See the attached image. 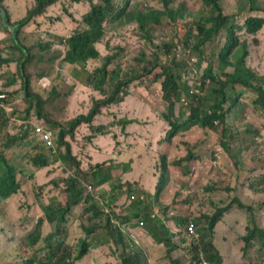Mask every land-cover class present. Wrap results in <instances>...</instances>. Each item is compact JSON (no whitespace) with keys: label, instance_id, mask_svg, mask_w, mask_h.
Returning a JSON list of instances; mask_svg holds the SVG:
<instances>
[{"label":"trees","instance_id":"16d2710c","mask_svg":"<svg viewBox=\"0 0 264 264\" xmlns=\"http://www.w3.org/2000/svg\"><path fill=\"white\" fill-rule=\"evenodd\" d=\"M2 1L0 0L2 18L8 25L15 26V30L11 36V32L4 28V20L2 21L0 15L1 26L9 35L12 44V48H5L0 43V222L4 218L3 205L20 190V183L15 179L17 171L9 165V152L18 141L35 134L34 130L23 131V126L16 120L17 117L34 118L40 129L52 131L57 147L53 162H58L59 167L63 169V175L50 183L59 190H53V197L50 196L47 185L35 188L34 202L41 216L38 217L32 233L17 238L19 241L14 245L1 248L0 264H82L86 260L87 264H90L92 254L94 260L97 259L95 249L104 247L116 258L115 264H144V253L135 239L129 244L132 233L125 237L123 226L128 231L142 227L146 235L156 243L170 246L171 249L167 248L161 257L168 259L170 264H183L180 261L183 257H188L186 264H198L199 249L205 253V259L210 263L223 264L220 249L214 242V226L221 219L223 212L230 208H246L247 219L254 224L256 219L264 216V203L251 207L236 197L231 204H220L221 207L215 206L210 212L195 211L187 216L174 206L179 207L177 199L180 204L186 202L183 192L188 191L191 184L203 186L211 192L218 188L214 178L223 179L231 173L227 170L232 163L230 158L233 159L229 146L233 141L230 137L231 130L241 133V129L246 128V125L240 123L241 116L253 114L264 117V72L260 73L248 61L251 49H257L264 43L260 38L264 28V8L255 5L256 0H233L224 13L221 0H201L204 5L210 6L211 12L197 10L195 13L200 17L197 20L190 18V13L186 12V0H180L178 3L172 2L173 0H148L150 4H146L147 7L142 8L139 5L136 11H128V0H32L25 16L11 22L7 7L1 4ZM78 2L87 3L89 7L82 16L74 18L69 9ZM190 3L194 1L190 0ZM50 8H54L55 12L61 11V15L57 17L51 14L50 20H59L62 15H68L74 22L72 28L64 26L65 31L61 32L41 27V22H37L35 24L40 26L37 36H32L25 30L31 20L45 16ZM163 15L171 21L183 20L184 23L177 27L171 25L172 34H168L162 41H159V38L155 41V36L146 22L159 23ZM223 28L226 29V43L216 60V66H213L217 73L215 76L210 66L205 79L185 72H176V69L183 67L182 61L187 51L204 52L205 42L211 40ZM196 29L198 33L193 34L192 31ZM242 30L249 34V43L246 39L239 40L236 36V33ZM100 48H105V52ZM132 48L145 51V58L133 54ZM8 51H15L18 57L15 60L3 58L1 54ZM10 63L15 64V70L12 72ZM63 65L70 66L71 75L87 86L76 100V86L73 81L65 78L62 83L55 70ZM44 78L51 80L47 96H42L35 84ZM130 83L143 91V97L148 102H155L151 84L159 86L162 99L167 104V113H162L158 122L166 123L169 129L158 152L161 158L159 173L156 170L154 192L147 194L146 201H143L139 199V194L142 193L139 189L137 198L130 201L129 196L135 193L136 189H133L132 183L120 185L118 180L112 185V196L109 197L108 203L117 202L122 196L126 198L118 205L119 210L109 209L105 213L92 203L95 197L100 196V185L109 180L111 168L106 173L101 172L100 165L93 167L89 164L91 167L84 169L81 160L84 146L76 136L89 127L92 133L86 140L90 141L108 134L113 137L112 132L116 126H119V131L123 133L128 124H146L143 108L140 111L142 120L133 117L137 111L134 102H138V106L142 107L143 99L142 96L125 91ZM91 91H97L100 96L91 100ZM207 94L210 97L209 112H201L193 103ZM12 96H18L16 104L22 105V110H6L5 101ZM177 101H180L181 107L175 118ZM112 104L111 113L108 110ZM123 104H126L128 115L117 119V113H120L117 111ZM188 108L189 113H185ZM227 111L232 114V119L228 122ZM109 118L111 121L101 123ZM249 118L260 130H264V123H259L252 116ZM94 119L98 125L92 127ZM175 119L179 124L174 122ZM183 119V122H179ZM194 127L221 134L218 145L215 146L220 148L222 155L218 158L211 153L209 156V159L216 162L213 171L217 175L212 176V173H209L207 178L193 177L198 162L207 154L206 150L199 153L190 150L194 142L187 141V138L191 136ZM180 131L182 133L177 138L179 141L173 142ZM260 134L264 141V131ZM71 142L75 143L74 148ZM179 148H184L185 152L179 151ZM246 149L247 146L242 149V153H245ZM149 150L150 147H145V156ZM29 161L36 168H43L52 163L37 154ZM211 179L213 183L210 182ZM168 188L174 189L171 193L173 200L164 205L161 195ZM192 202L194 204L195 199ZM156 204L160 205L158 209H161L164 219L169 221L177 218L182 227L190 220L198 225L195 227L194 236H185L184 246L172 245V235L168 233V229L154 222L155 218L151 214ZM77 206L81 209L75 216L73 209ZM81 214L89 215L86 222L81 218ZM74 216L72 221L79 220V225L74 228L73 233L76 235L68 239L66 225ZM45 220L53 230L42 237L41 229ZM224 226L223 245L226 241L237 245L240 264H264V260L255 261L256 253L260 251L264 255L263 227L257 224L253 228L240 225L243 232L234 234L230 239ZM0 228L2 229L1 225ZM17 233L20 234L18 231ZM207 238L209 241H206ZM176 247L184 251L185 255L181 259L171 255L172 249ZM9 256L11 261L7 259Z\"/></svg>","mask_w":264,"mask_h":264},{"label":"rangeland","instance_id":"374dc122","mask_svg":"<svg viewBox=\"0 0 264 264\" xmlns=\"http://www.w3.org/2000/svg\"><path fill=\"white\" fill-rule=\"evenodd\" d=\"M131 1L130 3V9L133 11H136V8L141 5L142 8L147 7L145 4H150V1L148 0H128ZM180 0H173L172 2L178 3ZM188 3V9L186 10L187 13L196 12L197 10H204L207 11V8H204L200 5V3L197 0H193L194 3H190V0H186ZM238 1V0H235ZM229 1L225 0V3L227 4ZM3 6L7 7V12L9 15V19L11 22H14L16 20H19L20 18L24 17L27 13V9L31 6L32 0H3L2 3ZM26 4L28 7H26ZM171 5V4H170ZM255 5L264 8V0H256ZM89 5L87 3H77L70 7L69 11L72 13L74 18H79L84 14ZM1 14V13H0ZM54 15V17H57L58 15H61V11H56L54 8H50L45 16L39 17L36 20H31L27 26L25 27V30L32 34V36H37L40 26L38 27L35 23L41 22V27H49L53 28L55 30H59L61 32L65 31V28H72L73 21L70 19L68 15H62V17L59 20L52 19L50 20V15ZM2 19V18H1ZM3 21V20H2ZM180 24L172 25L173 27H177ZM3 26L7 30L11 32V36H13V31L9 28H7L3 21ZM171 24L167 21L165 17L161 18L160 24H153L149 23L150 30L155 36V41H158L159 36L166 37L168 34H172L173 28ZM261 41L264 42V28L262 29L260 33ZM39 40V39H38ZM36 41V40H35ZM129 41V39H128ZM224 37L223 33L219 34L214 38V40L211 43L207 44L206 47V60L209 61L214 67L216 66V60H217V53L218 50L223 45ZM0 43L4 45L5 48H12V44L9 39V35L4 31V29L1 26L0 23ZM264 46V45H263ZM101 51L104 53L105 48H100ZM261 48L257 49H251V54L249 56V59H251L250 63L255 66L260 73L264 72V53L261 52ZM1 56L5 59H11L15 60L18 57V54L15 51L11 52H3ZM15 67L12 66L10 68V71H14ZM57 70L58 74L60 75V78L62 80V83L65 78L70 79L73 81V84L76 86L75 94H74V100H76L79 95L86 89V86L84 83L80 82L77 83L72 78V69L70 66L63 65L59 66V69ZM10 71L8 73V76L10 74ZM71 75V76H70ZM4 76V74H3ZM5 77V76H4ZM84 79V77H83ZM51 83V80L49 78H44L42 81H40L37 84V89L41 93L42 96H47L50 92L48 89L49 85ZM60 83V86L62 85ZM128 92L131 91V88L127 89ZM152 95L155 97L158 103H162V101L159 100V90L157 86L151 87ZM100 95H98L97 91H91V100H96ZM18 100V96H12L6 99V105L9 112L18 110L21 108V105H17L16 101ZM155 103V102H153ZM151 103V105H154ZM135 105L138 106V102H134ZM154 111L152 114L144 115V117L147 120V123L144 125V127H135L131 124H128L125 126L123 133L119 131V126H116L113 129V137L112 134H108L105 136H98V138L86 140V137L91 136V130L86 128L82 131V133L77 134L76 139L84 146V151L82 154V162L84 169L92 165L95 167L96 165H100L102 167V173L109 171V180L105 182L104 184L100 185V196H97L94 198V202L92 203L93 206H95L97 209L104 210L105 213L109 209L119 210L118 205H121V202L125 196H122L119 198V201L108 203L109 197L112 196V185H115L117 181L119 180V184L122 185L124 183H132L133 189L141 188L142 193L139 194L140 198L143 201H146L145 197L149 193H153L156 185V173H159V166H160V158L158 152L161 148V143L163 139L165 138L168 126L166 123H160L158 122V118L162 113H167V108L160 107L154 105ZM181 107L180 101H178V108L177 111L174 112V114L177 116L179 110ZM143 108V112L146 109L145 105L138 106L137 111L140 114L138 118L141 117L140 111ZM150 109V108H148ZM189 108L186 109L184 112L189 113ZM112 113L113 107L108 110ZM250 111V109H249ZM117 112V119H120L121 117H126L128 115V110H126V104H123ZM17 115V114H16ZM249 116H252L257 120L259 123H264V117L263 116H255L253 114H250ZM143 119V118H142ZM232 119V118H231ZM229 119L228 121H230ZM185 119L179 122H183ZM108 121H111V118H109L105 122L101 123H107ZM174 122H177L174 120ZM93 126L95 127L98 125V122L94 119L93 120ZM178 123V122H177ZM240 123L247 125L246 129H241V133L236 132L235 130H231L230 137L233 139L232 143L229 145L232 151L233 159H236L240 167H242L243 173L239 177H232V175H228L226 178H214V181L218 183L217 187L213 192L206 191L203 186H195V184H191L188 191L183 192L185 194V200L186 202L180 204V200L177 199L176 202L179 204V207L175 205L176 210H180L185 216L191 214L192 212L199 211V212H210L212 211L215 206L220 204H231L235 201V198L238 197L239 199L243 200L245 204L248 206L253 207L252 200L255 199L258 201L259 199V193H258V185L259 182L256 181L254 176L250 173L249 170H246L247 168L250 169L252 167L258 166L260 164L264 165V141L263 136L260 134V132L264 130L258 129L254 124H252L246 116H241ZM179 124V123H178ZM221 134L220 132H215L211 130L202 131L197 127H194L191 131V136L187 138V141L194 142L192 147L190 148L191 151H195V153H199L201 151L207 152L205 156L202 157V160L198 162L196 172L193 175L195 176H201L204 178L208 177L209 173H212L213 175H217L213 171V166L216 164L215 161L209 159V156L211 153H213L216 157L219 158V156L222 155V152L219 147L215 146L218 145V140H220ZM259 139H255V138ZM38 136H31L27 140V142H24L21 146H25V148L28 147V144L37 143ZM52 140L54 141V138L52 137ZM202 142H200V141ZM30 141V142H29ZM52 141V142H53ZM71 141V140H70ZM176 142L179 141V139H175ZM73 148L75 146L74 142H71ZM185 144V143H184ZM150 147V150L145 156V147ZM247 146V149L245 153H242V149ZM57 150V147L55 143L53 142L51 146H42L33 149L30 153V155L23 159V160H16L14 156H18L20 154L17 150H12L9 152L10 160H8L10 163V166H13L16 171L18 172L16 175L21 179V186L20 190L17 194H15L9 201L6 203L2 210L4 214V218L1 220L0 225L2 227L0 234V254L2 253L1 248L2 247H9L10 245L16 244L19 239L25 236H28L30 233L33 232L35 228L36 221L38 217L41 216V212L36 206L35 200V193L34 190L37 187H43L47 185V190L51 197L55 196V192L53 190L59 191L55 188L54 185L50 184L53 179L59 178L63 175V169L59 167L58 162H53L55 152ZM183 150L185 152L184 148L178 149ZM35 153H40L39 156L41 158H46L48 161H52V163L46 167L43 168H36L34 166H31L28 162V159L30 156L34 155ZM182 153V152H181ZM179 153V154H181ZM51 155V156H50ZM52 157V158H51ZM233 159L230 158L231 166L228 168L230 171L233 170V166L235 167V164L233 162ZM215 160V159H214ZM90 164V165H89ZM91 167V166H90ZM226 169L227 167L224 166ZM264 168V166H261ZM236 168V167H235ZM227 169V170H228ZM157 170V172H156ZM228 170V171H229ZM229 171V172H230ZM233 173V172H232ZM169 182L170 181V178ZM213 180L211 179L210 182ZM234 186L237 188L235 189ZM88 187V186H87ZM221 189V190H220ZM230 189H233L230 190ZM174 189L168 188V190H165L162 195L161 199H163L162 204L167 205L171 203L173 200V196L171 193H173ZM195 193V195H194ZM45 196V190L44 195ZM138 196L137 193H133L129 196L130 201H134L133 199H136ZM195 199V202L193 204V200ZM223 200V201H221ZM220 201V202H219ZM215 204V205H210ZM160 207L159 204L154 205L153 214H159V219H154V222H158L160 226H163L165 228L166 226L173 227L176 222H168L163 218V213H161V209H158ZM80 207H74L73 214L76 216L80 213ZM159 210V212H158ZM233 211H240V212H247L246 208L243 207H237L232 208ZM201 214V213H200ZM70 218L69 223L66 225V230L69 232L68 239L72 236H75L76 234L73 233L76 228L79 225V220L72 221ZM89 215L81 214V218L86 222ZM177 217V215H176ZM69 218V217H68ZM177 219V218H174ZM264 219V217H263ZM262 218L256 219V222L251 225L250 228H253L255 224H257L259 227L264 226V221ZM179 223V221H178ZM241 219H235V218H229L226 219L225 223V229L227 230V233L230 235V239L234 236V234L238 232H243L240 229ZM182 225V224H181ZM195 227H198L197 224H194ZM73 226V227H72ZM123 232L125 233V237H128L129 235L132 236L128 240L129 244H131L132 239H135V241L139 244L140 249L144 253L145 257H147L148 261L150 263L155 261V257H158L161 255V253H164L167 248L171 249L170 246H165L164 244H158L155 245L152 243V241L148 238L144 241L143 235L140 233L141 231H144V228L137 227L133 230H127L126 227L123 226ZM53 227L47 223L44 222L42 225V237H45L50 232H52ZM17 231L20 233L18 235ZM169 234H176V229L173 227L168 232ZM225 233L223 232V220L222 223L219 224L218 230L216 233V242L215 245L219 247L220 253L222 256V262L224 261L226 257V261L228 264H239L236 263V256L235 252H238V247L234 243L230 241H226L223 245V235ZM145 238V237H144ZM172 242H170L172 245L183 244V236L180 234L179 238L176 235H173ZM178 239V240H177ZM180 239V240H179ZM206 241H209V238H207ZM224 247V249H223ZM229 249V250H228ZM96 254L97 259L96 261L93 258V254L90 257V264H115L116 258L108 251L106 247L104 248H96ZM182 249L174 248L172 249V254L179 255L182 253ZM184 255V252L182 254V257ZM8 261H11L10 256L7 257ZM6 259V260H7ZM188 257H183L182 260H180L183 264H186ZM264 260V255L259 253H256L255 255V261L262 262ZM88 260L84 261L82 264H87ZM6 264V263H4Z\"/></svg>","mask_w":264,"mask_h":264},{"label":"clouds","instance_id":"9594fccd","mask_svg":"<svg viewBox=\"0 0 264 264\" xmlns=\"http://www.w3.org/2000/svg\"><path fill=\"white\" fill-rule=\"evenodd\" d=\"M94 1H98V0H94ZM229 2L226 4L225 3V0H221V5H222V8H223V12L224 13H226L227 12V8H228V6L230 5V3L233 1V0H228ZM187 2V1H186ZM78 3H80V2H78ZM130 3H131V1H129V5H128V11H130L131 9L129 8L131 5H130ZM199 3H200V5L202 6V7H204V8H207L208 10V12H211V9H210V6H206V5H204L203 3H202V1L200 0L199 1ZM75 4H77V3H75ZM89 4H90V2H89ZM144 5H146L145 3H144ZM189 6V5H188ZM7 11V10H6ZM173 12H176V10H172ZM1 15V14H0ZM162 17H165L166 19H167V21L171 24V25H177V24H183L184 23V21L183 20H180V21H178V22H176V21H171L166 15H163ZM161 17V18H162ZM1 18H2V15H1ZM161 18H160V21H161ZM190 18H195V19H197V20H199V16L193 11V12H191L190 13ZM2 20H3V18H2ZM149 23L150 22H146V24L148 25V27H149ZM151 23H153V22H151ZM153 24H160V22L159 23H153ZM150 28V27H149ZM152 32V31H151ZM192 33L193 34H197L198 33V30L196 29V30H193L192 31ZM221 33H223V37H224V41H223V45L221 46V48L218 50V53H217V58H219L220 57V52L222 51V48L224 47V45H225V43H226V29L225 28H223V29H221L217 34H215L213 37H212V39L211 40H209V41H206L205 42V51L204 52H199L198 50H193V51H191V52H188L187 51V54L185 55V57H184V59H183V61H182V63H183V67L182 68H179V69H176V72L177 73H179V74H182L183 72H185V73H187V74H189V75H195V76H200V77H202V78H204L205 79V75H206V72H207V69H208V67L210 66L211 68H212V71H213V75L215 76L217 73H216V71L214 70V68H213V65L209 62V61H207L206 60V54H207V51H206V47H207V44L208 43H211L213 40H214V38L216 37V36H218L219 34H221ZM236 36L238 37V39L239 40H243V39H246L247 40V42L249 43V34H247V33H245L244 32V30H242V31H238L237 33H236ZM166 37L164 36V37H162V36H159V41H162V40H164ZM14 40H15V38H14ZM13 40V41H14ZM264 43L259 47V48H261L262 50H261V52H263L264 53ZM131 52L133 53V54H135V55H138L140 58H142V59H144L145 58V56H146V53H145V51H142V50H139V49H137V48H132L131 49ZM227 57L228 58H230V56L229 55H227ZM248 61L250 62L251 61V59H249V57H248ZM253 65V64H252ZM10 66H11V68H12V66H14L15 67V64L14 63H10ZM72 78L74 79V81L75 82H77V83H80L79 81H77L76 80V78L75 77H73V75H72ZM86 86V85H85ZM152 86H157L158 87V90H159V93H160V95H159V100L160 101H162V103H158L157 102V100L155 99V97H154V99H155V103H153V102H148L144 97H143V91L140 89V88H138L137 86H135L133 83H130V84H128V86H127V88H125V91H127V93H131V94H135V95H137V96H142V101H141V104L142 105H145V107H146V109L144 110V112H145V115H148V114H152L153 113V111H154V105L155 106H159V108L160 107H166L167 108V104L165 103V101L162 99V91L160 90V88H159V86L158 85H155V84H151V87ZM87 87V86H86ZM193 87V86H192ZM128 88H131V91L130 92H128ZM103 96V98H104V95H102ZM208 97H209V94H207L203 99H201V100H198L197 102H195V103H193L197 108H199V110L202 112V111H207V112H209L208 111V107L210 106V102H209V100H208ZM209 99H210V97H209ZM151 103H153L154 105H151ZM110 107H113V104L112 105H110ZM22 108H23V106L21 105V108L19 109V110H22ZM136 108H138V106H136ZM148 108H150V109H148ZM177 108H178V101L177 102H175V111H177ZM6 110L9 112V110L7 109V107H6ZM227 113V115H226V121L228 122V120L229 119H231L232 118V114L229 112V111H227L226 112ZM140 114L138 113V111H136L134 114H133V117H135V118H137L138 120H142V118H138V116H139ZM244 116H246V118H248V120L251 122V120H250V118H249V115H244ZM141 117H142V114H141ZM175 118H176V115H175ZM16 120L23 126V131L24 130H34L35 131V134L33 135V136H38V140L36 141L37 143H35V144H32V143H30V144H28V147L27 148H25V146H21L24 142H27V140L29 139V137H31V136H29V137H27V138H25V139H23V140H21V141H18L16 144H15V146L12 148V150H17V151H19L20 152V154L18 155V156H14V158L16 159V160H23V159H25V158H27L29 155H30V153H31V151L33 150V149H35V148H37V147H39L40 145H44V146H47V147H49V146H51L52 145V143L54 142L55 143V138H54V135H53V133H52V131H50V130H44V129H40L41 127L39 126V124L36 122V120L34 119V118H29V119H22L21 117H17L16 118ZM176 120V119H175ZM177 121V120H176ZM252 123V122H251ZM253 124V123H252ZM133 126H135V127H144V125L145 124H137V123H134V124H132ZM256 126V125H255ZM246 127H247V125H246ZM257 127V126H256ZM258 128V127H257ZM76 129H78V127L76 128ZM246 129V128H245ZM259 129V128H258ZM206 130H208V129H203L202 131H206ZM263 132V131H262ZM182 133V131H180L178 134H177V136L173 139V142L175 141V139L176 138H178L179 136H180V134ZM44 134H48L49 135V143L47 142V140H44L43 139V135ZM52 137L54 138V141L52 140ZM166 137V136H165ZM164 140V139H163ZM53 141V142H52ZM30 142V141H29ZM172 142V143H173ZM11 150V151H12ZM39 155L40 153H35L34 155H32V156H30L29 157V159H28V162H29V164H30V158L31 157H34L35 155ZM45 158V157H44ZM233 162H234V164H235V167L233 166V170L232 171H230L229 169V171L231 172L230 174H229V176L230 175H232V177H239V176H241L242 175V173H243V168L242 167H240V164H239V162L236 160V159H233ZM31 165V164H30ZM232 165H233V163H232ZM32 166V165H31ZM261 166H264L263 164H260V165H258V166H255V167H252V168H250V169H246V170H249L250 171V173L254 176V178L256 179V181L257 182H259V185H258V193H259V199H258V201L257 200H255V199H251L252 200V204H253V207L254 206H256V204L257 203H264V168L263 167H261ZM233 172V173H232ZM18 172H16V174H17ZM15 179L20 183V186H21V179L17 176V175H15ZM211 188H214V187H212L211 186ZM234 188L235 189H237L235 186H234ZM139 189H141V188H136V190H135V193H137V194H139ZM230 190H232L233 191V189H230ZM141 191H142V189H141ZM207 191V190H206ZM238 198V197H237ZM139 199L140 200H142L140 197H139ZM239 199V198H238ZM243 204H245L244 203V201L243 200H241V199H239ZM6 204V203H5ZM4 204V205H5ZM3 205V206H4ZM245 205H247V204H245ZM218 207H221L220 205H217V207L216 208H218ZM232 208H230L229 210H227V211H224L223 212V214H222V216H221V219L215 224V226H214V228H215V238H214V242L216 243V233H217V230H218V226H219V224H221L222 223V220H223V225H225V223H226V219H229V218H235V219H240L242 216H245L246 218H247V213L246 212H240V211H233V210H231ZM262 212H264V210L262 211ZM230 213H234V214H236V216L235 217H230V216H228ZM258 215H260L259 214V212H258ZM151 216L153 217V218H155V219H159V214H151ZM263 221H264V219H263ZM44 222H47L46 220L44 221ZM48 223V222H47ZM190 223H193L194 224V221H192V220H190L187 224H185L183 227L182 226H180L181 225V223H180V221H179V223H178V226L180 227V231L179 232H181V235L183 236V239H185V236L186 237H190V236H194L195 235V225H194V232L191 234L189 231H188V226H189V224ZM43 225V224H42ZM240 225H243V226H245V227H251V225H252V223H251V221H250V219H241V224ZM182 227V228H181ZM263 228H264V226H263ZM182 239V240H183ZM173 240V239H172ZM180 240V239H179ZM218 249H219V247H217ZM237 254V252H235V255ZM206 255H205V253L201 250V249H199L198 250V264H201V262L202 261H206V262H209V261H207L206 259ZM210 263V262H209ZM212 264V263H211ZM240 264V263H239Z\"/></svg>","mask_w":264,"mask_h":264},{"label":"crops","instance_id":"0c3cea01","mask_svg":"<svg viewBox=\"0 0 264 264\" xmlns=\"http://www.w3.org/2000/svg\"><path fill=\"white\" fill-rule=\"evenodd\" d=\"M228 216H230V217H235L236 214H234V213H230ZM158 217H159V216H158ZM263 217H264V216H263ZM263 217H262V219H263ZM240 219H247V218H246L245 216H242ZM165 220H167V219H165ZM167 221H168V220H167ZM172 221H173V222H174V221H175V222L177 221L176 224L173 226V227L176 229V234H172V239H173V235H176V236L179 238L180 234H178V232L180 231V227L178 226V220L173 219V220H169L168 222H172ZM173 227H171L170 225H169V226H166V225H165V228L168 229V231L171 230ZM140 233L143 235V238H142V239H143L144 241H146V240H147L146 238H148V239H150V240L152 241L153 244L158 245V243H156V242L154 241L153 238L147 236L146 233H145L144 231H141ZM144 237H145V238H144ZM173 240H174V239H173ZM177 240H178V239H177ZM176 245H178V244L176 243ZM139 248H140V246H139ZM176 248H177V247H176ZM177 249H179V248H177ZM141 251H142V250H141ZM183 252H184V251H183ZM183 252L180 253L179 255L172 254V253H171V255H173L174 257H178L179 259H181ZM184 255H185V254H184ZM184 255H183V256H184ZM162 256H163V253H161L160 256L155 257V261L152 262V263H150V262L148 261L147 257H145V255H144V257H145V259H146V261H145L144 264H157V263H160V264H170V262L167 261L168 259H166V258L161 259ZM222 256H223V253H222ZM235 256H236V263H239L237 254H236ZM223 264H228V262L226 261V257H225V259H224V261H223Z\"/></svg>","mask_w":264,"mask_h":264},{"label":"built area","instance_id":"2783aa9c","mask_svg":"<svg viewBox=\"0 0 264 264\" xmlns=\"http://www.w3.org/2000/svg\"><path fill=\"white\" fill-rule=\"evenodd\" d=\"M43 139L47 140V142L49 143V135L48 134H44ZM187 229L192 234L194 232V224L190 223ZM201 264H211V263L206 262V261H202Z\"/></svg>","mask_w":264,"mask_h":264},{"label":"water","instance_id":"95a60500","mask_svg":"<svg viewBox=\"0 0 264 264\" xmlns=\"http://www.w3.org/2000/svg\"><path fill=\"white\" fill-rule=\"evenodd\" d=\"M0 13H1V15H3V10H2L1 8H0ZM3 20H4V24H5V26H6L7 28L11 29L12 31L15 30V26L8 25V24L5 22V19H3Z\"/></svg>","mask_w":264,"mask_h":264}]
</instances>
